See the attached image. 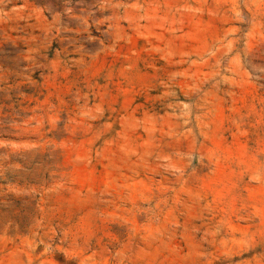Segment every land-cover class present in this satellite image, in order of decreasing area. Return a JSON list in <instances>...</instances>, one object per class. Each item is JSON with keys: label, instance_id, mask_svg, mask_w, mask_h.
Masks as SVG:
<instances>
[{"label": "rangeland", "instance_id": "374dc122", "mask_svg": "<svg viewBox=\"0 0 264 264\" xmlns=\"http://www.w3.org/2000/svg\"><path fill=\"white\" fill-rule=\"evenodd\" d=\"M0 264H264V0H0Z\"/></svg>", "mask_w": 264, "mask_h": 264}]
</instances>
